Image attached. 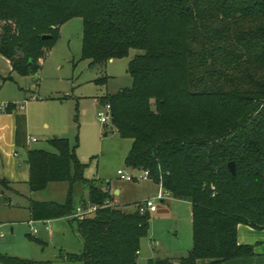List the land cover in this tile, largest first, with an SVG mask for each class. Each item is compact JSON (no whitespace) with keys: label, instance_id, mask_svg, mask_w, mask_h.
Instances as JSON below:
<instances>
[{"label":"trees","instance_id":"16d2710c","mask_svg":"<svg viewBox=\"0 0 264 264\" xmlns=\"http://www.w3.org/2000/svg\"><path fill=\"white\" fill-rule=\"evenodd\" d=\"M75 18L83 20L90 66L140 52L129 63L133 86L99 101L110 104L113 127L133 143L127 165L148 170L172 198L193 206L191 252L148 264L254 258V247L239 244L237 231L239 225L264 229V0H0V54L13 73L37 75L61 26ZM5 112L16 113L17 105ZM18 122L24 126L25 116L18 114ZM48 143L54 153L29 151L30 190L67 182L69 193L63 204L31 202V221L78 224L84 251L66 261L137 264L151 214L112 207L72 218L75 186L89 192L84 207L114 194L84 176L87 165L69 139ZM6 191L12 186L2 179L0 195ZM0 264L54 263L0 255Z\"/></svg>","mask_w":264,"mask_h":264},{"label":"rangeland","instance_id":"374dc122","mask_svg":"<svg viewBox=\"0 0 264 264\" xmlns=\"http://www.w3.org/2000/svg\"><path fill=\"white\" fill-rule=\"evenodd\" d=\"M83 30L81 18L62 25L59 39L42 60L37 75L25 77L14 73L13 81L0 82V105L17 104V113L27 120L29 138L37 140L29 144L30 149L54 153L49 140L69 139L77 147V159L87 165L84 176L102 182L103 187L110 183L113 193L114 189L121 191V196L115 197L117 208L133 212L137 204L157 199L163 189L153 178L141 183L119 178V170L136 177L141 175L126 163L133 143L120 137L112 120L102 124L98 115L105 112L101 98L133 86L129 63L140 52L132 51L129 57L106 65L90 66V61L84 59ZM8 68L6 60L0 57V70ZM103 78L107 79L105 85L96 82ZM71 171H75L74 165ZM69 187L67 182L51 183L45 190L32 193L28 185L20 186L21 195H11V204L0 206V255L33 262L84 264L66 261L67 254L81 256L84 251L77 223L67 219L49 223L31 221V202L63 204ZM84 191L81 184L73 189V205L77 209ZM164 200V203L156 200L158 213L151 215L149 233L141 241L137 264L160 259L176 261L187 256L194 245L192 206L167 195Z\"/></svg>","mask_w":264,"mask_h":264},{"label":"crops","instance_id":"0c3cea01","mask_svg":"<svg viewBox=\"0 0 264 264\" xmlns=\"http://www.w3.org/2000/svg\"><path fill=\"white\" fill-rule=\"evenodd\" d=\"M0 57L1 59L6 60V63L9 65L8 68L9 70L8 69L4 71L0 70V76L5 78L8 76H12V74L14 73L10 62L6 58H4L1 54ZM0 82L1 84L5 83L2 80H0ZM6 107L7 106H5V109ZM27 128H28L27 120L24 126L22 124L19 125L17 112L7 113V112H3L0 109V180L5 179L8 182H10L12 186V191L8 192L9 195L8 194L0 195L3 198L6 197L7 199H9V203H7V201L4 199L5 204H3L2 206H8L11 204V197H10L11 195H21V193L18 190L20 186L22 185L29 186V182L31 178H30V166L28 162V154L29 151L37 150V149H30L29 144L31 143L30 139L32 138H29ZM105 136L108 135L106 134ZM102 188L103 190L108 189L109 191L112 192V186L110 185V183L108 186L107 184L105 187L102 186ZM84 192L85 193L81 201L87 199L89 195V192H87V190ZM113 194L115 195V197H120L122 192L119 191L118 189H114ZM171 199L174 200L176 198L171 197ZM179 201H183L192 206V204L189 201H185V200H179ZM164 202L165 200L162 203ZM156 213H158V209L157 212L152 214H156ZM192 213H193V206H192ZM67 220L69 222H72L71 219H67ZM237 234H238L239 244L253 246L256 254L254 258L251 259H238L235 261L224 262L223 264H264V229L257 230L254 228L252 229L249 226L239 225ZM212 262L213 261L211 260H207V261L200 260L197 262V264H212Z\"/></svg>","mask_w":264,"mask_h":264},{"label":"built area","instance_id":"2783aa9c","mask_svg":"<svg viewBox=\"0 0 264 264\" xmlns=\"http://www.w3.org/2000/svg\"><path fill=\"white\" fill-rule=\"evenodd\" d=\"M34 100H36L35 98H33ZM0 109L5 112V107L0 106ZM112 118V113H111V106L106 105L105 106V112H99L98 115V120L102 123V124H107L109 122V120H111ZM37 140L32 138L30 139V142H36ZM140 172V176L136 177L130 173H126L125 171L119 170L118 171V175L119 178L122 181L125 182H137V183H141L142 181H149L151 180V174L149 173L148 170H142L139 171ZM169 196L171 197V195L163 190V193L159 194V197L157 199H148L143 201V203L137 205V210L140 212L141 215L143 214H147V213H155L157 212V205L156 200H160V201H164V197L165 196ZM117 200L115 199V195L114 198L112 200L106 201L104 202L102 205H92L90 203H88L87 207H84L83 205H80L79 208L77 209L76 213L73 215L72 218L77 219L78 221H81L87 217L93 216L94 214L97 213V211L99 209H103V208H117ZM34 233H37L36 228H33Z\"/></svg>","mask_w":264,"mask_h":264},{"label":"water","instance_id":"95a60500","mask_svg":"<svg viewBox=\"0 0 264 264\" xmlns=\"http://www.w3.org/2000/svg\"><path fill=\"white\" fill-rule=\"evenodd\" d=\"M45 38H49V37L45 36ZM229 170L232 173L233 177H235L236 172H235V164L234 163L229 164ZM3 204H5V200L3 197L0 196V206H2Z\"/></svg>","mask_w":264,"mask_h":264}]
</instances>
